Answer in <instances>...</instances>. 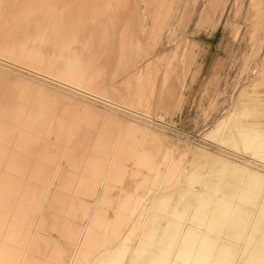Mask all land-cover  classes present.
Here are the masks:
<instances>
[{"label": "rangeland", "instance_id": "1", "mask_svg": "<svg viewBox=\"0 0 264 264\" xmlns=\"http://www.w3.org/2000/svg\"><path fill=\"white\" fill-rule=\"evenodd\" d=\"M3 1L8 2L5 11L10 15L3 24L0 21L1 96L14 100L53 135L71 133L73 142L80 138L84 149L104 147L94 153L114 165L111 177L105 167L101 177L105 178H98L102 186L95 185L97 173L80 169L83 175L76 176L73 186L78 194L75 216L64 217L61 224L52 219L54 214L46 217L45 228L25 245L24 262L94 264L104 256L105 264H168L175 254L178 264H195L197 259L191 262L182 255L190 247L207 245L212 250L229 249L228 264H249L252 249L264 250V150L249 146L253 138L244 141L235 134L255 128L264 137V0H61L69 8L85 9L79 20L82 31H96L86 46L72 45L75 55L68 62L82 60L79 68L84 69L75 76L65 73L76 66L43 61L44 65L19 57L32 47L29 41L36 36L29 35L35 31L30 30L32 22H41L47 14L56 20L62 9L54 5L60 0H22V7L17 0ZM45 4L56 12L47 13ZM94 4L102 10L92 15L88 8ZM120 10L124 20L118 29L111 19L115 21ZM102 12L103 18L98 15ZM204 13L208 17L202 19ZM131 24L137 45L120 55L118 37ZM186 47L193 50L191 57H184ZM184 62L185 70L175 71ZM169 86L174 90L173 108L162 106ZM54 143L53 139L49 149L55 155ZM63 166L68 172L59 179L64 180L74 172L69 164ZM249 175L260 180L252 177L251 183ZM61 180L57 182L62 184ZM87 203L114 224L106 232L94 230L95 243L104 253L103 249L95 253L87 249L93 255L79 253V241L69 231L86 225L78 217ZM63 222L68 225L64 228L70 225L71 235L60 228ZM17 239H3L1 246L17 250L21 244ZM119 241L120 248L111 250ZM1 246L0 253L10 255Z\"/></svg>", "mask_w": 264, "mask_h": 264}, {"label": "bare ground", "instance_id": "2", "mask_svg": "<svg viewBox=\"0 0 264 264\" xmlns=\"http://www.w3.org/2000/svg\"><path fill=\"white\" fill-rule=\"evenodd\" d=\"M102 1H104V0H102ZM102 1H100V2H102ZM113 1L115 3V0H113ZM16 2H17V4L21 5V7L23 6L22 0H17ZM91 2L93 3V1H91ZM118 2H120V1H118ZM52 4H53V2H52ZM118 4L120 5L121 3H118ZM136 4H137V2H136ZM24 5L26 6V4H24ZM49 5L48 6L51 7L50 10L46 9L47 4H45V7L43 6L47 13L50 11H51L50 13H52L53 11L56 12V9H54L55 7L56 8L59 7L62 10L61 11L59 10L58 11L59 13H56L57 14L55 17L56 20L53 19V16H50L49 14H47V16L49 15V17H50L49 19L48 18L44 19L45 17H47L44 15V18H43V20H41V22H40V20L38 21V19H37V21L39 23H35L36 20H34V22H32L33 24H31V27L32 26L33 27L30 30L35 29V31L34 30H33L34 32L31 31L29 33V35H31L33 33V36L34 35H36V36L34 37V39L31 36L32 40L30 39L31 41H29V44H31L32 47L30 48V50L22 53V56L19 55L20 60H22V59L27 60L28 58H31L36 62L43 63V61H46V62H51V63H55V64L57 63V65L58 64L60 65L61 62H64L65 65L67 66V68L76 66V69L69 70L65 74L68 73L72 76H75V75L80 74V71L82 74V70H84V69L80 70V68H79V66L82 65L80 63L82 60L81 61L79 60L80 62L77 61L80 64L77 63L76 61L68 62L69 58L74 57V55H75L74 54L75 51H74V48L72 47V45H74V43H76V42H79V44H82V45L84 44L86 46L85 42L93 41L95 39L96 31L93 32V30H95L94 28L90 29V32L88 31L89 33L82 31L84 26H83V24L81 25L82 27L80 26V24L82 22H79V20L81 18H83V17H81V15L83 16V14L85 12L84 13H81V12H83L85 9H83V11H81L79 9L75 10L76 6L74 7V9L69 8L70 7L69 4H66L65 1H61V0L59 3H57V5L53 4L54 8H52L51 4H49ZM6 6H8V2L5 3L3 0H0V21H2V24H3V20L5 21L6 18H8V16L10 15L7 13V11H5ZM31 6H33V5H31ZM125 6H127V4ZM88 7H86V8H88ZM44 8H42V10H44ZM77 8H79V6ZM107 8H108V6H107ZM120 8H122V7L120 6ZM52 9H53V11H52ZM88 9L90 11L89 13H91L92 15H95L96 11L100 12L102 10V9L100 11H99V9L96 10V4H94V6L89 7ZM88 9H86L87 13H88ZM6 10H8V7ZM38 11H39V9H38ZM112 11H113V9H112ZM121 12L122 13H119L120 15L116 14L117 17H115L116 18L115 21H112L113 18L111 19L110 15H109L110 17L108 16L111 19V22L112 23L114 22V26L115 27L117 26V28H118V24L122 23L121 19L124 16V15H122L123 11H121ZM41 13H43V12H41ZM124 13H125V10H124ZM12 14H14V13H12ZM102 14H103V12L101 14L99 13L98 15H101V17H102ZM52 15H53V13H52ZM129 15H131V14H129ZM131 17L133 18V16H131ZM51 18L54 21H52ZM93 20H94V18H93ZM123 20H124V18H123ZM133 21H136V20L133 19ZM97 22H99V20ZM108 23H110L109 19H108ZM112 23H111V25H112ZM137 24H138V22H137ZM97 26H98V24H97ZM93 27H95V26H93ZM20 28H19V30H20ZM107 28H108V26H107ZM120 28L122 29V27H120ZM103 29H106V28H103ZM17 30H18V28H17ZM91 31H92V33H91ZM34 33H36V34H34ZM135 34H136V29L133 27L132 24L129 27V29L125 28L124 32L122 31L120 33L118 40H117L119 42L118 45L119 46L121 45L120 46L121 48L119 49L120 55L124 51H127V50L129 51L131 49V47L133 48L134 44L137 43L135 40V37H134ZM34 45L39 46L40 50L37 51L36 49H34L33 48ZM46 45H47V47H46ZM135 45H137V44H135ZM90 46H92V45H90ZM44 47L48 48V50L49 49L50 50L49 51L47 50L48 52H45ZM1 49L2 48L0 47V51H1ZM87 49H89V48H87ZM78 51H77V53H78ZM44 52L46 53L45 55H43ZM8 55H9V53H8ZM82 55H83V57H85L84 53ZM15 57H18V56H15ZM18 58H17V60H19ZM79 58H81V56ZM120 60L118 61V63H120V62L122 63V61H120ZM38 64H40V63H38ZM43 64L45 65V63H43ZM34 66H38V65H35V63H34ZM43 68H45V67H43ZM74 79H76V78H74ZM77 79L79 80V78H77ZM73 82H75V81L73 80ZM138 95H140V94L136 95L137 98H139ZM249 129H251V128H249ZM254 129H252V131H250V130L249 131L248 130L247 131H243V130L237 131V132H235V134L239 135L241 137V139H245L244 141L253 138L254 142L248 141L249 146H251L252 148L258 149V150H264V137L262 135L258 134L257 131H255L257 129H255V130ZM50 134H52V132L50 130H48L46 127H43L41 122L39 120H37L32 114L28 113V111H26L25 109L20 107L14 100H10V99L6 98V96H1V94H0V246H1V241L3 239L13 240L14 238L17 239V237H18L19 239H17V240L21 241L20 247L17 248V250L15 248L11 249L10 246H7V245L1 246V247L5 246L4 247L5 249H2V251L8 250L10 255L6 256L7 253H5V252L0 253V262L2 260H5L7 263L10 262L11 264H28L29 262H24L25 261L24 257H26L25 256L26 255L25 245L27 244L28 240L31 241V239L34 237V235L37 233V231H39L38 229L42 228V226L44 225L47 218L52 217L54 214L52 219L55 218V223H56V221L60 220V222H58V224H61V221L63 220L64 217L67 218L66 216H68V215H71V216H68V218L75 216L74 203L76 202V200L78 198V194L75 193L73 186L75 185L76 176L83 175L82 172L80 171V169H88L91 173H97V177L94 178L95 185H96L97 182L99 183V181H103L100 179L98 180V178H101L104 175L103 170L105 169V167H106L105 170L107 171V173H106L107 175L105 174L106 176L109 175L110 171L114 167L113 161H109L107 159H106L107 161L105 159H104L105 160L104 161L103 159H100L101 157L99 158L98 155H96V153H94L95 151H98L104 147L100 146L98 148L97 146L96 147L94 146V147H89L87 149H84L85 148V146L83 145L84 141L82 140L83 144L81 145V140L79 138L78 139L79 141L74 143L72 140V134L71 133H61V135H57L55 133H54L55 135L52 134L54 136L53 137L54 142H55L54 144H56L54 146H57L56 148L54 147L56 149V152H55L56 154L54 155L53 153H51L52 150L49 149L52 147V146L51 147H49V146L51 145L52 140H53V139H50L51 138ZM253 139L250 141H253ZM244 144L247 146L246 143H244ZM81 147H84V148H81ZM101 151H102V149H101ZM112 159L116 160V158L114 159L113 157H112ZM144 160H145V158H144ZM64 162L66 164H69L70 167L73 168V170L70 168H68V169H70V170H72V172H74V174L72 176L69 173V176L67 175V177H66L67 179L66 178H65L66 180L64 179L65 181L63 180V178L65 177L64 173H67L68 171L65 172V168L63 166ZM114 164H115V162H114ZM117 164H115V166ZM238 170H240V169H238ZM61 175L64 176V177L62 176V178H60L64 181L63 182L61 180L62 184L57 182L58 180H60L59 177H61ZM111 175H112V172H111ZM249 176H250V179L252 177H256V175H249ZM109 177H111V176L109 175ZM104 178L105 177H103L101 179H104ZM256 178H258V176ZM250 179H248V180H250ZM78 180L81 183V178ZM250 181L252 183V179ZM254 183H257V182H254ZM101 184H103V183H101ZM101 184H100V186H102ZM246 184H248V183H246ZM97 186H96L95 190L98 188ZM255 186H256V184H255ZM251 187H253V185H251ZM52 188H53V190H52ZM103 188H104V185H103ZM92 193L95 194L93 191H92ZM93 194H90V195L93 196ZM93 198H94V196H93ZM93 198H90L91 201L93 200ZM99 199H100V197H99ZM92 202H95V201H92ZM199 202H200V200H199ZM90 204H92V203H90ZM126 204H127V202H126ZM129 204L130 203H128V206H129ZM130 209L132 210V208H130ZM51 210H52V214H49L50 213L49 211H51ZM97 211L98 210H96V209H90V206L87 203L85 205V207L83 208L81 215L78 217V219L82 220L83 222H86V225L84 227L81 228V227L77 226L78 228L76 227V229H75V227L70 228V225H72L70 223L71 219L69 220V223H68V224H70L68 229L64 228V226H66V227L68 226L67 223L66 224L64 223L66 221H64L62 223L64 225H60V228L63 226L62 231H64L66 229V233H68L67 231L70 228L69 231H71V233H74L75 239L79 241V247L77 250H79V253H82L83 255H85L84 253H86V254L90 253V252H87L88 250H91L93 253H95L96 251L100 252L103 249V253H104L103 246L95 243L94 230L96 227H100L106 232V231L111 229L110 223H111V225H114V224H112L111 221L109 222L108 219L105 218L106 216H102V214L99 215L100 212L97 213ZM119 211H120V209H119ZM50 215H52V216H50ZM118 217H116V218H118ZM64 220H66V219H64ZM72 220H73V218H72ZM116 220L114 222L115 224H116ZM71 222H74V221H71ZM79 222H81V221H79ZM211 224L208 223V225H211ZM72 226H74V225H72ZM43 228H45V227H43ZM54 229H56V228H54ZM73 230H74V232H72ZM62 231H60V232H62ZM192 232H194V231H192ZM58 233H59V231H58ZM64 233L62 232V233H60V235H65L67 237H68V235H71V233H68V235L64 234ZM175 236H176V234H175ZM182 236H184V235H182ZM187 236H188V234H187ZM74 237H72V238H74ZM69 238L70 237H68L67 241H69V243L72 242V244H74L73 243L74 240H71V239L69 240ZM250 238H251V236H250ZM191 240L192 241H190V243L193 242V239H191ZM184 241L187 242V240H184ZM188 241H189V239H188ZM69 243L67 242V244H69ZM199 243H200V241H199ZM120 244H122L121 241L116 243L115 246L113 248H111V250L116 251V249L119 246H121ZM70 246L72 247L71 244H70ZM74 246H76V244H74ZM185 246H186V244H185ZM204 246H207V245H204ZM204 246L203 247L201 246L199 248L198 247H196V248L190 247V248H188V250L184 248L185 250L188 251V253H185L184 255H182L184 260L185 259H191V262H192V260L195 261L197 259L198 263L200 262L199 264H223L229 258L230 253H228V252H230V251H227L229 249L225 248V250H224V248H221V249L217 248L218 250H214V253L211 254L212 250L209 251L208 248L204 247ZM76 248H71V250L76 249ZM105 252H107V251H105ZM249 252L251 253V251H249ZM103 253H102V255H104ZM109 253H110V251H109ZM166 253H167V251H166ZM59 254H60V252H59ZM82 254H79V255H82ZM90 254L93 255L92 253H90ZM96 254H95V256L98 255V254L97 255ZM252 254H253V256L258 255V256L264 257V250H260V249H254L253 250L252 249V253L250 255H248L247 258L250 259L252 257ZM89 255H86V257ZM91 255H90V257H91ZM102 255L99 254L100 257ZM179 255H181V254H179ZM76 257L80 258L79 256H76ZM103 258H104V256H103ZM103 258H99L100 259V262L98 261L99 264L104 263L103 260L105 258L104 259ZM159 258H160V260L162 259L161 257H159ZM175 258L178 259V257H176V255L174 254L170 258V260H168L167 258H166V260H168V264H178L179 262L174 260ZM179 258H181V257H179ZM61 259H62V257H61ZM224 259L226 261H224ZM160 260H158V261H160ZM101 261H103V263H101ZM106 261H105V263H106ZM161 261L163 262V260H161ZM197 261H195V262L197 263ZM208 261H210V262H208ZM247 261H249V260H247ZM98 262L96 261L95 263H98ZM175 262H177V263H175ZM228 262L229 261H227V263ZM107 263H110V262H107Z\"/></svg>", "mask_w": 264, "mask_h": 264}, {"label": "crops", "instance_id": "3", "mask_svg": "<svg viewBox=\"0 0 264 264\" xmlns=\"http://www.w3.org/2000/svg\"><path fill=\"white\" fill-rule=\"evenodd\" d=\"M208 7V6H207ZM206 13V12H205ZM204 13V15H205V17H203L202 19H205V18H207L208 17V15L207 14H205ZM203 15V16H204ZM192 49L190 48V47H186V49H185V53H184V57L185 58H188V57H191L192 56ZM185 66H186V63L184 62V64L182 63H179V65H178V67L176 68V70L175 71H184L185 70ZM168 92L166 93V95H165V97H164V100H163V102H162V106H164V107H174V104H172V103H174L173 102V99H172V97L170 96L171 94H172V92L174 91L173 90V86L171 87V86H169V88H168V90H167ZM208 250L210 251V250H212V249H209L208 248ZM213 251L214 250H212V252H211V254L213 253ZM264 257L263 256H253V254H252V257L249 259L250 260V262H249V264H263V259ZM224 261H226L225 259H224ZM223 264H228L227 263V261L226 262H224Z\"/></svg>", "mask_w": 264, "mask_h": 264}]
</instances>
